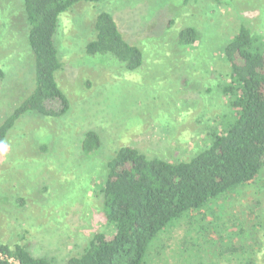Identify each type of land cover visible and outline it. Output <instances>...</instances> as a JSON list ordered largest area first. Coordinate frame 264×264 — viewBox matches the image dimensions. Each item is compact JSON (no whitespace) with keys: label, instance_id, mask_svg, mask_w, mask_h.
I'll return each mask as SVG.
<instances>
[{"label":"rangeland","instance_id":"374dc122","mask_svg":"<svg viewBox=\"0 0 264 264\" xmlns=\"http://www.w3.org/2000/svg\"><path fill=\"white\" fill-rule=\"evenodd\" d=\"M103 11L142 49L140 68L86 53ZM242 23L264 35V0H100L62 13L55 40L70 110L55 118L29 112L10 131L0 156V239L65 264L96 231L112 234L98 189L107 161L125 145L171 161L209 145V130L228 109L223 49ZM187 27L200 33L188 46L179 42ZM27 32L24 0H0V123L35 84ZM91 129L102 146L88 153ZM234 222L257 242V264H264V170L172 222L150 244L148 264H160L161 251L165 264H223L230 241L244 244L231 237Z\"/></svg>","mask_w":264,"mask_h":264},{"label":"trees","instance_id":"16d2710c","mask_svg":"<svg viewBox=\"0 0 264 264\" xmlns=\"http://www.w3.org/2000/svg\"><path fill=\"white\" fill-rule=\"evenodd\" d=\"M99 1L24 0L35 84L0 123V156L10 131L29 112L55 118L70 110V100L59 83L63 69L55 40L59 19L81 2ZM94 31V38L86 45L87 54H112L129 70L142 66V49L125 39L110 11L97 15ZM199 38L194 27L179 34L182 45L195 44ZM222 57L229 69V81L220 87L228 109L218 118L220 126L209 130V145L182 161L149 157L131 145L118 148L107 161L98 188L113 232L96 231L84 251L70 256L65 264H148L150 244L172 222L254 181L264 170V35L242 23L227 41ZM4 76L0 66V78ZM101 146V135L88 130L83 149L90 153ZM246 231L242 222H234L231 237L236 241L244 238V244L230 241L223 264L258 263L257 242L245 239ZM161 252L160 264H165ZM0 264L61 263L54 257L34 254L21 242L0 239Z\"/></svg>","mask_w":264,"mask_h":264},{"label":"built area","instance_id":"2783aa9c","mask_svg":"<svg viewBox=\"0 0 264 264\" xmlns=\"http://www.w3.org/2000/svg\"><path fill=\"white\" fill-rule=\"evenodd\" d=\"M11 261H13V259H11Z\"/></svg>","mask_w":264,"mask_h":264}]
</instances>
